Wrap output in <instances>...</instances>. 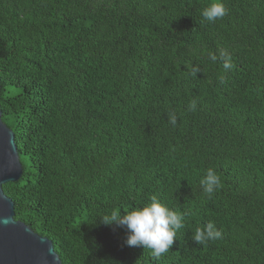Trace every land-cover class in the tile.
<instances>
[{
	"label": "trees",
	"instance_id": "obj_1",
	"mask_svg": "<svg viewBox=\"0 0 264 264\" xmlns=\"http://www.w3.org/2000/svg\"><path fill=\"white\" fill-rule=\"evenodd\" d=\"M209 2L0 0L1 118L23 167L4 190L62 264H264V0H223L213 22ZM152 195L184 214L159 258L100 223ZM209 221L222 236L198 245Z\"/></svg>",
	"mask_w": 264,
	"mask_h": 264
},
{
	"label": "clouds",
	"instance_id": "obj_2",
	"mask_svg": "<svg viewBox=\"0 0 264 264\" xmlns=\"http://www.w3.org/2000/svg\"><path fill=\"white\" fill-rule=\"evenodd\" d=\"M227 12L223 0H210L203 7L201 15L205 20L213 22L223 18ZM208 57L213 62L218 59L213 53H209ZM221 58L224 61V69L230 70L233 67L230 54L221 53ZM198 71V68L193 69L194 74ZM196 108L197 102L193 100L188 105V109L194 112ZM176 121V116L171 114L170 123L175 125ZM200 184L203 194L211 199L222 187L221 176L214 167H209L205 170ZM10 222V218H0L2 225H7ZM100 223L105 226L113 223L126 226L128 229L127 245L150 249L152 255L157 258L169 251L174 238L177 237L178 230L185 227L184 214L169 207L156 195H152L149 201L128 211L122 212L121 209L113 208L100 217ZM221 236L222 233L217 229L214 222L209 221L203 227H197L192 238L199 245L208 241L219 240Z\"/></svg>",
	"mask_w": 264,
	"mask_h": 264
},
{
	"label": "water",
	"instance_id": "obj_3",
	"mask_svg": "<svg viewBox=\"0 0 264 264\" xmlns=\"http://www.w3.org/2000/svg\"><path fill=\"white\" fill-rule=\"evenodd\" d=\"M1 116L0 110V218H10L11 222L0 224V264H62L48 237L15 218L14 202L4 185L19 179L23 167L14 133Z\"/></svg>",
	"mask_w": 264,
	"mask_h": 264
}]
</instances>
